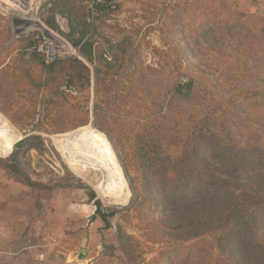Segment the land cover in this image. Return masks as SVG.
<instances>
[{
    "label": "trees",
    "instance_id": "1",
    "mask_svg": "<svg viewBox=\"0 0 264 264\" xmlns=\"http://www.w3.org/2000/svg\"><path fill=\"white\" fill-rule=\"evenodd\" d=\"M113 1L48 0L49 17L43 20L93 64L104 61V54L91 27L120 8H112ZM59 14L69 18V34L57 25ZM171 33L178 60L186 53L194 59L188 82L174 87L186 105L141 124L123 164L141 229L160 250L150 262H138L140 244L132 242L125 254L131 264H264V19L226 0H192L176 14ZM124 42L110 49L125 57ZM30 46L44 61L47 79L89 87L90 70L81 60L48 64L35 51L34 36ZM174 64L178 68L176 59ZM13 75L19 80L24 72ZM68 120L57 129L25 133L9 157L0 159L34 197L49 189L27 171L32 151H48L38 133H67L88 124L73 115Z\"/></svg>",
    "mask_w": 264,
    "mask_h": 264
},
{
    "label": "rangeland",
    "instance_id": "2",
    "mask_svg": "<svg viewBox=\"0 0 264 264\" xmlns=\"http://www.w3.org/2000/svg\"><path fill=\"white\" fill-rule=\"evenodd\" d=\"M47 1L0 0V125L6 128L5 132L0 128V159H7L16 141L32 129H57L72 115L88 124L61 134L36 132L46 137L48 151H32L27 171L35 181L49 187L37 197L17 180L15 173L0 166V261L5 263V253L14 247L15 235L23 236L32 230L48 236L54 244L53 235H59L62 250L72 249L74 254L98 244L99 251L117 258L115 264H131L124 247L130 248L135 242L140 244L136 255H142L138 262H150L158 255L160 246L151 244L148 234L141 229L133 209L135 194L123 164L133 154L141 124L186 105L182 95H175L174 87L188 82L187 71L194 59L186 53L178 60L171 29L176 14L192 0H122L115 12L92 21L91 28L100 36L104 54V61L93 64L65 35L45 24L43 19L49 17L44 6ZM226 1L264 19V0ZM56 23L62 33H70L67 16L57 15ZM28 30L30 35L25 37ZM40 31L73 48L72 54L60 62L70 58L81 60L90 70L88 88L82 90V84L64 78L47 79L44 61L30 46L32 37ZM119 41H125V57L110 49ZM22 72L21 79H13V74ZM20 82L25 88H18ZM48 99L53 100L51 105ZM48 107L51 108L47 117ZM87 131L99 134L109 144L127 190L122 198L114 199L97 190L104 180V166L87 164L84 168L77 163L87 161L86 156L95 153L96 147L90 140L79 138ZM106 169L111 179L110 168ZM129 174L135 178L138 172L132 166ZM97 234V242L91 243L92 236Z\"/></svg>",
    "mask_w": 264,
    "mask_h": 264
},
{
    "label": "crops",
    "instance_id": "3",
    "mask_svg": "<svg viewBox=\"0 0 264 264\" xmlns=\"http://www.w3.org/2000/svg\"><path fill=\"white\" fill-rule=\"evenodd\" d=\"M8 154L3 156H7ZM112 178L110 189L113 190L112 192H115L117 175ZM99 237L98 234L97 236H92L91 243L97 242V238ZM15 238L13 243L14 247L8 249L5 253L4 264H115L117 261V258L108 252L99 251L96 248L97 243V245L92 244L93 247L91 246L87 250L85 249L84 253L74 254L72 249L62 250L61 243L63 244V241L59 235H53L54 240L51 237L55 244L49 240L50 238L48 236L43 234L39 235L32 230L23 236L15 235ZM69 245L72 246L73 244L70 243ZM0 260H3L2 255ZM3 262L0 261V264H3Z\"/></svg>",
    "mask_w": 264,
    "mask_h": 264
},
{
    "label": "bare ground",
    "instance_id": "4",
    "mask_svg": "<svg viewBox=\"0 0 264 264\" xmlns=\"http://www.w3.org/2000/svg\"><path fill=\"white\" fill-rule=\"evenodd\" d=\"M0 128L4 132L6 131V128L3 125H0ZM6 136L7 135L5 134L3 138L4 140ZM79 138L82 140H90L95 145L96 149H95V153L93 152L89 156H86L87 158L85 159H87V161H84V160H83L84 162L77 161V163L84 168H86L87 164H92L94 166L98 165L100 168L104 166V169H103V173H104L103 179L104 180L101 183V185H98L97 187L98 191L101 194L103 195L106 194V196H111V198H114V199H116V197L122 198L123 194L127 190H125L124 179L122 178L121 172L117 166V163L113 158V154L109 147V144L106 143L105 140L99 134L92 132V131H87L83 133ZM106 166L110 168L109 170H110L111 179H108L107 177L109 175H108L107 169H105L107 168ZM116 175H117V185H115L116 188L114 187L115 192H112L113 190L110 189V184L113 179L112 177Z\"/></svg>",
    "mask_w": 264,
    "mask_h": 264
},
{
    "label": "built area",
    "instance_id": "5",
    "mask_svg": "<svg viewBox=\"0 0 264 264\" xmlns=\"http://www.w3.org/2000/svg\"><path fill=\"white\" fill-rule=\"evenodd\" d=\"M121 1L122 0H114L111 3L112 8H114L116 4L120 3ZM30 32L31 31L28 30L26 33H24V36H29ZM34 38L38 42V46L35 48V51L42 55L48 64L60 61L73 52V48L67 42H59L53 37H47L44 31L36 33Z\"/></svg>",
    "mask_w": 264,
    "mask_h": 264
},
{
    "label": "water",
    "instance_id": "6",
    "mask_svg": "<svg viewBox=\"0 0 264 264\" xmlns=\"http://www.w3.org/2000/svg\"><path fill=\"white\" fill-rule=\"evenodd\" d=\"M21 139H22V138H21ZM21 139H19V140H21ZM19 140H18V141H19ZM18 141H16V143H17Z\"/></svg>",
    "mask_w": 264,
    "mask_h": 264
}]
</instances>
